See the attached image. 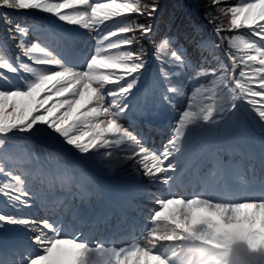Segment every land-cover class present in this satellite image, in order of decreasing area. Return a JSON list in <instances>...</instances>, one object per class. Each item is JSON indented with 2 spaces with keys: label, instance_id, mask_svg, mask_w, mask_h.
I'll return each instance as SVG.
<instances>
[{
  "label": "snow or ice",
  "instance_id": "1",
  "mask_svg": "<svg viewBox=\"0 0 264 264\" xmlns=\"http://www.w3.org/2000/svg\"><path fill=\"white\" fill-rule=\"evenodd\" d=\"M167 7L0 0V264H264V0Z\"/></svg>",
  "mask_w": 264,
  "mask_h": 264
},
{
  "label": "trees",
  "instance_id": "2",
  "mask_svg": "<svg viewBox=\"0 0 264 264\" xmlns=\"http://www.w3.org/2000/svg\"><path fill=\"white\" fill-rule=\"evenodd\" d=\"M142 2H146V3H150L151 0H142ZM176 2V0H168L167 1V8L165 9V14H167L168 12L171 11V6ZM205 3H207V0H204ZM241 0H221V6L223 7H228V6H236L238 3H240ZM125 15H131L134 17L135 21L138 22V23H143L145 22V17L143 16H139L137 13H131V14H125ZM39 20L47 23L48 19L43 15V14H40L39 17H38ZM221 20L227 24L229 21H230V14H228V16H221ZM43 26V25H42ZM4 29V25H3V22L0 21V32H2ZM33 43H35L36 41L35 40H32ZM42 183H45V182H42Z\"/></svg>",
  "mask_w": 264,
  "mask_h": 264
},
{
  "label": "clouds",
  "instance_id": "3",
  "mask_svg": "<svg viewBox=\"0 0 264 264\" xmlns=\"http://www.w3.org/2000/svg\"><path fill=\"white\" fill-rule=\"evenodd\" d=\"M213 255H214V253L209 251L207 253V255L199 258V260L197 261V264H212Z\"/></svg>",
  "mask_w": 264,
  "mask_h": 264
},
{
  "label": "rangeland",
  "instance_id": "4",
  "mask_svg": "<svg viewBox=\"0 0 264 264\" xmlns=\"http://www.w3.org/2000/svg\"><path fill=\"white\" fill-rule=\"evenodd\" d=\"M105 2H106V0H105ZM57 149H58V148H57ZM58 152L61 153L59 149H58Z\"/></svg>",
  "mask_w": 264,
  "mask_h": 264
}]
</instances>
